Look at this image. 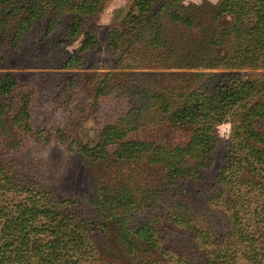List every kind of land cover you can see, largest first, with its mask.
<instances>
[{
  "label": "trees",
  "instance_id": "1",
  "mask_svg": "<svg viewBox=\"0 0 264 264\" xmlns=\"http://www.w3.org/2000/svg\"><path fill=\"white\" fill-rule=\"evenodd\" d=\"M8 1L0 0V6ZM104 1L27 0L11 46L46 8L52 22L68 13L64 36L70 41L80 38V47L63 67L75 69L83 61L82 54L95 46L91 22ZM128 1L131 11L121 29L108 33L109 47L123 54L121 62L135 60L167 72L129 73L125 91L131 108L103 127L94 146H85L81 152L94 161L105 156L115 163L144 161L158 166L164 175L157 187L127 180L100 187L90 203L98 212H112L125 227V235L135 234L153 246L169 234L185 236L172 250L187 264H237L243 245L249 248L244 251L246 259L259 262L264 256V75L248 77L240 71L264 68V0H218L206 5H185L184 0ZM191 29H198L199 36L188 35ZM155 77L167 79L158 82ZM151 78L153 89L144 86ZM15 85L11 74L0 76V131L9 107L3 101ZM105 89L100 84L96 92ZM161 119L173 128L188 130L187 142L169 147L128 139V132ZM222 123H230L231 132L217 187L208 201H222L230 211L228 244H222L223 238L212 228L195 225V213L184 205L181 194L184 181L202 180V171L212 166L216 128ZM23 128L28 130L26 125ZM160 196L169 203L165 213L157 206ZM178 196L180 201L172 205ZM96 226L73 201L19 186L0 163V264H94L90 234ZM255 234L263 239L262 245H255Z\"/></svg>",
  "mask_w": 264,
  "mask_h": 264
},
{
  "label": "rangeland",
  "instance_id": "2",
  "mask_svg": "<svg viewBox=\"0 0 264 264\" xmlns=\"http://www.w3.org/2000/svg\"><path fill=\"white\" fill-rule=\"evenodd\" d=\"M26 2L9 0L0 6V76L8 73L16 81L11 94L3 101L9 107L2 116L6 125L0 131V163L19 186L45 190L56 200L73 201L97 225L90 234L96 251L94 264H187L172 250L185 236L169 234L153 246L135 234L125 235V227L115 221L112 212H98L90 203V196L100 187L104 189L123 180L141 187H157L164 175L158 166L147 165L144 161L115 163L113 159H107L109 156L94 161L81 152L85 146H94L103 127L117 122L131 108L129 94L125 91L130 82L129 73L144 71L159 75L162 71L167 72L150 64H138L135 60L121 62L123 54L109 47L108 33L124 26L125 16L131 11L129 1L106 0L102 3L91 22L95 46L82 54L83 61L75 69L63 67L66 59L80 47V38L70 41L64 36L70 23L68 13L52 22L50 8H46L43 16L34 19L24 35L16 37L17 45L11 46V35L17 32L16 25L24 13L21 6ZM217 2L184 0L183 4ZM199 34L198 29L188 33L193 37ZM128 64L132 65L131 69L126 67ZM240 72L248 77L264 75V68ZM166 79L156 78L158 82ZM153 81L154 78L149 79L144 86L153 89ZM100 84L106 89L99 94L96 89ZM255 98L254 94L252 99ZM15 117L18 120L13 122ZM24 125L28 130L23 128ZM216 131L218 138L212 166L202 171V180L184 181L181 194L184 205L195 213V225L198 224L200 229L212 228L219 239L223 238L222 244H228L231 241L228 234L230 211L224 202L208 199L217 187V174L227 150L231 125L222 123ZM188 135V130L173 128L161 119L128 132L127 137L174 147L184 145ZM243 172L248 175L246 169ZM164 198H157V206L163 213L168 211L169 205ZM180 199L179 196L173 198L172 205ZM255 237V245H262L261 236L255 234ZM244 251L249 248L240 246L237 264H264V256L259 262L250 263Z\"/></svg>",
  "mask_w": 264,
  "mask_h": 264
}]
</instances>
